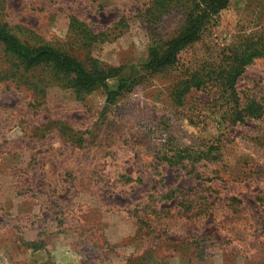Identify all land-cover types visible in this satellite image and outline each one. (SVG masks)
I'll return each instance as SVG.
<instances>
[{"label": "rangeland", "instance_id": "obj_1", "mask_svg": "<svg viewBox=\"0 0 264 264\" xmlns=\"http://www.w3.org/2000/svg\"><path fill=\"white\" fill-rule=\"evenodd\" d=\"M150 3L0 0V25L126 73L184 26L182 2L147 20ZM72 14L117 36L85 46ZM249 33L264 35V0H231L174 66L144 72L112 102L103 87L80 99L54 83L0 81V264H264V111L232 124L215 86L173 97ZM236 87L264 109V58Z\"/></svg>", "mask_w": 264, "mask_h": 264}, {"label": "trees", "instance_id": "obj_2", "mask_svg": "<svg viewBox=\"0 0 264 264\" xmlns=\"http://www.w3.org/2000/svg\"><path fill=\"white\" fill-rule=\"evenodd\" d=\"M182 2L185 23L172 38L156 39L149 48L145 64L129 67L124 73L122 66H106L94 63L89 67L81 60L60 48L48 44H31L21 40L6 25H0V44L4 47L9 66L0 69V81L13 80L38 89L41 84L54 83L63 88H71L77 98L105 88L107 101L130 90L144 72H159L174 66L180 53L197 42L209 23L226 9L231 0H177ZM174 0H151L145 12L147 20L159 19L166 13ZM125 26L124 21L120 23ZM119 25V26H120ZM120 26V27H121ZM122 29H120L121 32ZM69 31L73 36L91 46L95 42L110 40L117 35L112 31H95L84 20L70 16ZM256 58H264V35L249 33L228 45L217 67L209 66L193 71L175 86L173 97L182 104L192 89L216 87L220 100L229 105L224 110L232 124L247 119L259 118L263 114L262 105L256 100L242 101L236 84L246 70V66ZM43 71L42 74H37ZM116 82L112 88L109 83ZM41 90V89H40Z\"/></svg>", "mask_w": 264, "mask_h": 264}]
</instances>
